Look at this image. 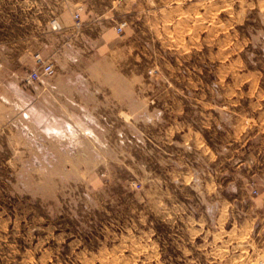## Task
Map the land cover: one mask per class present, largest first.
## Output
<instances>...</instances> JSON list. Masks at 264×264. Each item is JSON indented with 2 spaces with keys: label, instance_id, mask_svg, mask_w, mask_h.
<instances>
[{
  "label": "rangeland",
  "instance_id": "rangeland-1",
  "mask_svg": "<svg viewBox=\"0 0 264 264\" xmlns=\"http://www.w3.org/2000/svg\"><path fill=\"white\" fill-rule=\"evenodd\" d=\"M262 190L264 0H0V264H264Z\"/></svg>",
  "mask_w": 264,
  "mask_h": 264
},
{
  "label": "crops",
  "instance_id": "crops-1",
  "mask_svg": "<svg viewBox=\"0 0 264 264\" xmlns=\"http://www.w3.org/2000/svg\"><path fill=\"white\" fill-rule=\"evenodd\" d=\"M100 23V19L94 20L91 23L85 22L82 19V24L78 27L74 23V16H72L70 21L63 23L62 28L59 30L62 33V44L60 47H56L57 50H55L56 48L54 47L50 51V49L42 47L37 41L31 44L29 56L33 59V54L40 51L46 56L49 54L51 57L50 59H52L56 65L59 64V59L56 56L58 55L57 53H59V55L60 53L66 56L68 55V57H74V55H84L86 50L90 48L91 40H94L97 43L99 50L104 47H109V45L112 44L118 37V31L115 27H109L108 25L100 28ZM94 30L97 32L96 34H94ZM257 203L259 207L258 211L264 210V192L259 195ZM251 222L253 224V235H261V237H263L262 248L264 250V236H262V234L264 235V216H256ZM262 256L264 255L262 254Z\"/></svg>",
  "mask_w": 264,
  "mask_h": 264
},
{
  "label": "built area",
  "instance_id": "built-area-1",
  "mask_svg": "<svg viewBox=\"0 0 264 264\" xmlns=\"http://www.w3.org/2000/svg\"><path fill=\"white\" fill-rule=\"evenodd\" d=\"M76 23L75 25L80 27L82 24L81 22V13L80 11H76L74 14ZM53 27L56 28H62V25L57 21L53 20ZM125 23H121L117 26V29L121 31L124 27ZM35 61L36 65L30 69L28 74L25 76V81L28 84H34L43 78L46 77H51L55 74L56 72V65L53 60L50 58H45L41 52H36L35 53ZM257 191V190H255Z\"/></svg>",
  "mask_w": 264,
  "mask_h": 264
}]
</instances>
